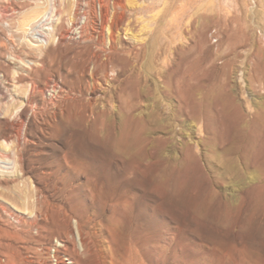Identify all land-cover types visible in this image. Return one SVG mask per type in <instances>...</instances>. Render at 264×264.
I'll return each mask as SVG.
<instances>
[{"label": "rangeland", "instance_id": "374dc122", "mask_svg": "<svg viewBox=\"0 0 264 264\" xmlns=\"http://www.w3.org/2000/svg\"><path fill=\"white\" fill-rule=\"evenodd\" d=\"M121 1L0 0V264H264V0Z\"/></svg>", "mask_w": 264, "mask_h": 264}, {"label": "bare ground", "instance_id": "6f19581e", "mask_svg": "<svg viewBox=\"0 0 264 264\" xmlns=\"http://www.w3.org/2000/svg\"><path fill=\"white\" fill-rule=\"evenodd\" d=\"M158 1H161V0H158ZM122 3H123V2H122L121 0H118V2H117V6H118V7H121V6H122ZM52 8H53V7H52ZM55 17H56V16H55L54 14H52V15L50 16V20H51V21H54V20H55ZM43 18H44V16H43ZM45 18H47V17H45ZM45 20L48 21V19H44V21H45ZM47 21H45V22H47ZM40 22H41V21H40ZM53 23H54V22H53ZM46 24H47V25H48V24L50 25L49 21H48ZM46 24H44V25L46 26ZM35 29H36V28H34V30H35ZM46 29H49V28L46 27ZM34 30H33V31H34ZM46 31H47V30H46ZM53 31H54V30H53ZM53 31L50 29L49 33H50V32H53ZM51 35H52V34H51ZM112 41H113V40L111 39V42H112ZM163 61H164V64H165V63H168V59H167V58L164 59ZM167 79L169 80L168 82H169V83L171 84V86H172L173 83H174V82H173V79H171L170 77H168ZM139 80H140V79L137 78L135 81L140 82ZM169 83H167V84H169ZM170 84H169V85H170ZM178 87H179V86H178ZM173 89H174V88H173V86H172V90L170 89V90H171V91H170L171 93L173 92ZM176 90H177V89H176ZM148 91H149V90H148ZM142 92H143V91H142ZM142 92H141V90H140V93H139V94H140L141 96H142ZM175 92H176V91H175ZM131 101H133V102H130V101L128 102V101H127L128 103H126V104H127V105H126V106H127V108H126V109H127V111H126V112H127V113H126V116H127V117L131 116L132 118H135L136 115H135L133 112H134V110L137 109V107H136V103H134V100L132 99ZM140 121H141V122H140ZM142 122H143V120L139 119V125L142 124ZM133 259H134V258H133ZM133 259H132V260H133ZM134 260H135V259H134ZM60 263H61V262H60ZM72 264H73V263H72Z\"/></svg>", "mask_w": 264, "mask_h": 264}, {"label": "built area", "instance_id": "2783aa9c", "mask_svg": "<svg viewBox=\"0 0 264 264\" xmlns=\"http://www.w3.org/2000/svg\"><path fill=\"white\" fill-rule=\"evenodd\" d=\"M43 24L44 23H41L40 25L37 26V28L33 32V35L34 38H36L38 41L44 44L47 42L49 33L46 32V27Z\"/></svg>", "mask_w": 264, "mask_h": 264}]
</instances>
